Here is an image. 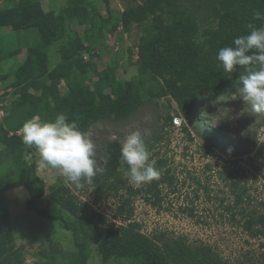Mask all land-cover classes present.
I'll return each instance as SVG.
<instances>
[{
    "label": "trees",
    "instance_id": "1",
    "mask_svg": "<svg viewBox=\"0 0 264 264\" xmlns=\"http://www.w3.org/2000/svg\"><path fill=\"white\" fill-rule=\"evenodd\" d=\"M42 2L19 0L17 7L0 10V30H37L41 37V43L28 49L26 61L14 74L12 88L18 97L12 109L16 115L10 118L14 124L8 130L0 126V145L8 154L5 159L0 154V264H25V248L16 245L3 199L5 192L18 188L30 195L27 211L59 222L72 234L77 252L70 264H89L91 236L98 241L103 264L112 260L117 264H230L208 245L143 233L141 226L132 221L135 203L142 199L151 207L160 208L164 202L163 187L172 188L173 179L166 171L159 179L139 187L132 185L125 176L127 165L121 161L117 144H108L106 171L94 177L93 183L98 200L118 198L112 220L125 226L116 228L110 219L95 213L65 187L51 193L53 208L38 209L45 184L37 175L35 164L26 159L25 144L18 133L33 116L52 120L59 113H65L87 131L102 122L127 121L146 101L166 98L172 99L189 119L200 95L227 87L245 72L243 67L232 74L224 72L216 56L219 49L232 46L236 37L248 34L249 25L264 27V19L253 16L255 11L264 13V0H219L211 14L215 23L207 28L201 27L204 22L197 17L205 8L201 0H135L140 5L128 6L115 19L96 13L92 0H68L59 15L45 12ZM112 22L120 23L125 33L133 25L149 23L139 45V76L134 80H119L115 65L99 69L101 56L94 52L106 46L108 35L113 33ZM75 27L83 32L72 38L69 30ZM56 46L61 60L51 69L49 56ZM20 54V50L0 54V64ZM86 55L88 61L84 60ZM62 85L67 88L65 94L60 91ZM172 120L166 118L163 130L173 127ZM153 139L151 148L161 143L163 136ZM28 154L32 157L31 152ZM166 166L167 160H158L155 165L159 171ZM227 186L234 198L233 208L239 209L244 231L252 239L264 236V213L251 208L246 187L233 174L228 175ZM65 214L73 221L68 222ZM40 255L48 260L43 264H57L56 257L47 250ZM253 264H264V260Z\"/></svg>",
    "mask_w": 264,
    "mask_h": 264
},
{
    "label": "rangeland",
    "instance_id": "2",
    "mask_svg": "<svg viewBox=\"0 0 264 264\" xmlns=\"http://www.w3.org/2000/svg\"><path fill=\"white\" fill-rule=\"evenodd\" d=\"M203 11L197 14L202 28L212 27L213 7L219 0H201ZM68 0H43L45 12L59 15L66 8ZM96 13L105 18L115 19L123 14L128 6H137L135 0H92ZM19 0H1L0 10L14 8ZM198 4L196 3V6ZM149 23L133 25L130 32L122 31L120 23L112 22L113 33L106 39V46L96 49L101 56L99 69L116 66V76L122 82L136 79L138 74V49ZM203 30V29H202ZM82 28L69 30L72 38L80 35ZM41 43L37 30L12 32L0 30V54H21L0 64V126L8 130L14 124L16 115L13 103L18 98L12 88L14 74L26 61L27 52ZM49 66L55 68L61 55L56 46L50 54ZM65 94V85L60 89ZM237 91L236 81L216 91L199 96L194 110L188 117L178 109L170 98L146 101V104L131 119L122 122L107 121L96 124L89 130L93 134L96 160L100 171H106L108 144L121 145L132 131H139L146 144L150 159L167 160V166L160 176L169 171L173 187H163L164 202L160 208H153L144 200L134 205L133 222L138 223L144 234L153 237L165 234L169 238H181L190 244H205L230 264H253L264 260V236L250 238L244 231L239 209H234V198L227 186L229 174L246 187L251 198V208L264 213V113H254L250 105L241 99H232ZM33 93V92H32ZM182 116L181 128L166 127L168 117ZM187 129V133L183 129ZM88 131V130H87ZM13 135L10 133V136ZM21 136V132L18 133ZM163 136L161 143L151 148L153 138ZM151 148V149H150ZM26 159L35 164L37 175L45 184V195L38 203V209L53 208L51 193L68 188L80 202L88 204L92 210L110 219L116 228L124 223L112 220L117 209L118 198L97 199L94 183L82 181L79 186L67 180L56 169L42 168L39 155L34 148L25 145ZM31 152L32 157L29 156ZM216 154L212 156L210 154ZM0 154L5 159L8 154L0 145ZM95 176V177H96ZM175 190V191H174ZM4 204L8 208L17 247H24L25 264H43L48 262L40 253L47 250L56 257L57 264H70L77 252L73 236L59 222H50L35 212L25 209L30 200L24 188L5 192ZM68 222L73 218L65 214ZM89 264H103L98 252V241L91 236ZM108 264H117L112 260Z\"/></svg>",
    "mask_w": 264,
    "mask_h": 264
},
{
    "label": "clouds",
    "instance_id": "3",
    "mask_svg": "<svg viewBox=\"0 0 264 264\" xmlns=\"http://www.w3.org/2000/svg\"><path fill=\"white\" fill-rule=\"evenodd\" d=\"M254 19H264V13L255 11ZM251 31L233 40L232 46L219 49L216 59L224 72L232 74L239 67L237 91L232 99L241 98L254 113H264V27L249 25ZM252 66V67H248ZM231 76V75H229ZM22 142L34 148L42 168L59 170L73 184L82 181L91 184L100 171L95 158V144L90 130H82L65 113L52 120L33 116L21 128ZM121 161L127 165L125 176L139 187L159 179L160 171L139 131L130 132L121 145Z\"/></svg>",
    "mask_w": 264,
    "mask_h": 264
},
{
    "label": "built area",
    "instance_id": "4",
    "mask_svg": "<svg viewBox=\"0 0 264 264\" xmlns=\"http://www.w3.org/2000/svg\"><path fill=\"white\" fill-rule=\"evenodd\" d=\"M94 54H95V55H99L98 52H94ZM84 60H85V61H88V60H89V56L86 55V56L84 57ZM183 123H184V119L182 118L181 115H180V116L178 115V116L174 117L173 120H172L173 127H175V128H181L182 125H183Z\"/></svg>",
    "mask_w": 264,
    "mask_h": 264
},
{
    "label": "crops",
    "instance_id": "5",
    "mask_svg": "<svg viewBox=\"0 0 264 264\" xmlns=\"http://www.w3.org/2000/svg\"><path fill=\"white\" fill-rule=\"evenodd\" d=\"M7 9H9V8H7ZM2 10H5V8L4 9H2ZM24 63V60L22 61V64Z\"/></svg>",
    "mask_w": 264,
    "mask_h": 264
}]
</instances>
